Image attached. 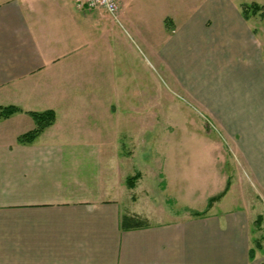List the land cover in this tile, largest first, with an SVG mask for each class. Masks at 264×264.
<instances>
[{"label":"crops","instance_id":"crops-1","mask_svg":"<svg viewBox=\"0 0 264 264\" xmlns=\"http://www.w3.org/2000/svg\"><path fill=\"white\" fill-rule=\"evenodd\" d=\"M113 21L74 0H0V105L21 110L0 121V264H263L264 251L249 256L239 210L211 207L202 217L121 229L122 214L145 212L117 186L101 128L69 112L75 96L83 104L88 95L115 94V73L105 70L114 61ZM213 42L217 72L232 62L235 78L215 85L209 78L195 94L209 102L211 120L239 129L237 152L264 190V61L246 41L241 50L254 54L234 60L232 44ZM47 109L55 122L19 143L34 127L27 112Z\"/></svg>","mask_w":264,"mask_h":264},{"label":"rangeland","instance_id":"rangeland-1","mask_svg":"<svg viewBox=\"0 0 264 264\" xmlns=\"http://www.w3.org/2000/svg\"><path fill=\"white\" fill-rule=\"evenodd\" d=\"M117 2L121 13L115 19L109 15L117 29L114 61L105 68L115 73V94L88 95L83 104L73 97L70 118L101 128L115 157L117 186L149 223L194 217L192 212L205 210L207 200L228 183L210 211H242L250 247L264 251L263 185L237 152L239 129L211 120L209 102L195 94L209 78L212 85L235 78L232 62L217 72L219 55L208 52L213 40L233 45L229 60L252 56L255 49L264 61V15L241 14V4L264 0ZM244 42L253 50L243 52ZM198 62L212 65L198 69ZM210 93L221 100L220 92ZM204 96L211 97L208 91ZM108 104L114 114L103 109ZM136 171L140 176L130 188L126 178Z\"/></svg>","mask_w":264,"mask_h":264},{"label":"trees","instance_id":"trees-1","mask_svg":"<svg viewBox=\"0 0 264 264\" xmlns=\"http://www.w3.org/2000/svg\"><path fill=\"white\" fill-rule=\"evenodd\" d=\"M241 14L244 19H248L250 15H255V14L263 16L264 4H258L255 2L243 3L241 4ZM262 55L264 58V46L262 48ZM19 111H21L20 108L14 105H7V106L0 105V120L7 119ZM27 113L33 119L34 127L29 131H26L18 136L17 141L23 144L32 143L33 141H35V139L43 132V130L51 126L55 120V112L52 109H47L43 111H28ZM139 176L140 173L137 171L132 176H128L126 178L127 186L132 188L135 180L139 178ZM228 187L229 184L226 183V186L222 192H220L215 196L210 197L207 200V207L205 210L201 212L194 211L192 212V216L202 217L207 215V212L212 207L213 203L219 200L225 194V192L228 190ZM261 219H262L261 215L257 216L256 223L258 224ZM119 224L122 230L141 229V228H146L150 225L147 217L136 213L122 214L119 219ZM254 251L255 250L252 248L249 250L250 257H253Z\"/></svg>","mask_w":264,"mask_h":264},{"label":"built area","instance_id":"built-area-1","mask_svg":"<svg viewBox=\"0 0 264 264\" xmlns=\"http://www.w3.org/2000/svg\"><path fill=\"white\" fill-rule=\"evenodd\" d=\"M78 8H101L105 10L113 19L119 16L120 6L117 0H74Z\"/></svg>","mask_w":264,"mask_h":264}]
</instances>
